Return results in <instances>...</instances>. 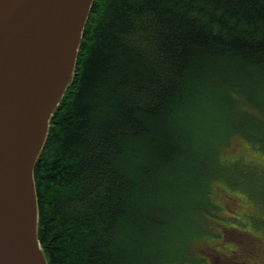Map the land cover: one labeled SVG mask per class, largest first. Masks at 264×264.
I'll return each instance as SVG.
<instances>
[{"label":"trees","instance_id":"obj_1","mask_svg":"<svg viewBox=\"0 0 264 264\" xmlns=\"http://www.w3.org/2000/svg\"><path fill=\"white\" fill-rule=\"evenodd\" d=\"M253 89L264 94V0H95L73 78L34 166L38 237L48 264H142L145 250L129 243L161 225L159 218L169 223L155 199L166 162L193 163L176 161L186 140L195 142L178 117L199 103L203 120L213 109L238 119L233 128H260L264 99L251 96ZM224 127L216 136L227 134L223 140ZM240 133L264 143V130ZM135 142L148 149L145 157L128 150ZM220 160L223 181L241 187L247 163ZM252 187H244L247 197L264 208V189ZM261 218L264 224V209ZM126 224L139 230L129 242L121 239ZM192 247L184 256L199 264Z\"/></svg>","mask_w":264,"mask_h":264},{"label":"water","instance_id":"obj_2","mask_svg":"<svg viewBox=\"0 0 264 264\" xmlns=\"http://www.w3.org/2000/svg\"><path fill=\"white\" fill-rule=\"evenodd\" d=\"M95 0H0V264H48L34 166Z\"/></svg>","mask_w":264,"mask_h":264},{"label":"rangeland","instance_id":"obj_3","mask_svg":"<svg viewBox=\"0 0 264 264\" xmlns=\"http://www.w3.org/2000/svg\"><path fill=\"white\" fill-rule=\"evenodd\" d=\"M205 74L204 79L207 76ZM207 81L213 82V80ZM210 93L209 98L213 95L212 91ZM253 93L254 95L251 96L254 98L264 99V94H259L258 89H253ZM211 101L218 104L221 98H211ZM202 107H204L202 104L199 106V103H194L188 111L184 109L183 115L178 117L183 118L180 124L182 130L185 133L189 131V137L192 136L190 139H195V142L191 145L187 139L189 145L187 142L184 143L181 155L176 161L179 164H183V160L193 163L185 168L182 165L175 166L174 162H166L167 169L163 170L158 178L161 186L157 188L155 199L166 209V218L169 219V223L159 218L161 225H154L153 231L146 234L142 240L141 238L133 240L129 246L137 245L143 251L145 250V254L143 252L139 259L142 264L156 260L158 263H166L162 261L174 253H179L182 257L173 258L170 264H197L184 256L192 246L195 258L198 255L199 264H264V224L261 223L264 208L258 203V197H247L244 189L248 185L264 189V174H262L264 143L258 145L247 141L240 133V130H244L252 135L257 134L264 130V124H259L260 128L244 126L239 130V126L236 128L229 126L237 125L239 120L230 119L227 112L220 115L221 111L216 113L213 109H207L206 112L209 113L210 118L209 116L204 120L199 118L197 108ZM177 111H180L179 106L175 112ZM190 120L193 121L191 126ZM227 120L230 121L226 122ZM223 126L229 133L224 140L223 137L227 134L216 137L218 130ZM249 138L252 137L249 136ZM224 142H227V145ZM131 146L134 149H140L141 156L147 155L143 154V151L148 149L138 145L137 142L129 145V151ZM216 151L218 154L216 153L214 157L213 154ZM220 159H225L226 162L240 160L247 163V170H244L245 174L242 171L243 177L240 178L241 187L236 188L223 181L224 170L217 165ZM164 165L162 164L161 167ZM167 171L168 174H166ZM200 174L202 181L200 180L198 198L192 189L198 186ZM257 175L260 177L255 183L254 177ZM171 182L175 183L171 184ZM192 184L195 186L193 187ZM187 188L189 191L186 190ZM249 192L253 196L252 189ZM194 206L196 209L193 208ZM124 227H126L125 237L122 236V241H132L130 232L137 234L136 236L139 235V230L133 225L126 224ZM196 229L197 231H194ZM188 230L189 242L185 240ZM164 245L168 247H162Z\"/></svg>","mask_w":264,"mask_h":264},{"label":"bare ground","instance_id":"obj_4","mask_svg":"<svg viewBox=\"0 0 264 264\" xmlns=\"http://www.w3.org/2000/svg\"><path fill=\"white\" fill-rule=\"evenodd\" d=\"M186 190H188V191H189V188H187ZM193 208H194V209H196V206H194Z\"/></svg>","mask_w":264,"mask_h":264}]
</instances>
